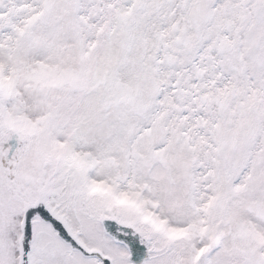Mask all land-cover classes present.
Returning a JSON list of instances; mask_svg holds the SVG:
<instances>
[{"label":"snow or ice","instance_id":"1","mask_svg":"<svg viewBox=\"0 0 264 264\" xmlns=\"http://www.w3.org/2000/svg\"><path fill=\"white\" fill-rule=\"evenodd\" d=\"M0 264H264V0H0Z\"/></svg>","mask_w":264,"mask_h":264}]
</instances>
